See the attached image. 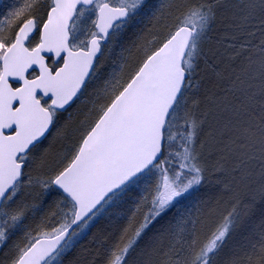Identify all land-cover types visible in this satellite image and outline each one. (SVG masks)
Listing matches in <instances>:
<instances>
[{
	"label": "trees",
	"instance_id": "16d2710c",
	"mask_svg": "<svg viewBox=\"0 0 264 264\" xmlns=\"http://www.w3.org/2000/svg\"><path fill=\"white\" fill-rule=\"evenodd\" d=\"M125 1L129 16L103 44L82 92L65 111L52 110L50 132L21 158L23 176L0 210V264L71 221L74 204L53 178L191 13L197 34L159 161L112 194L45 264H264V0ZM51 4L33 2L29 15ZM21 22L5 24L11 41ZM162 177L177 188L164 206L154 201Z\"/></svg>",
	"mask_w": 264,
	"mask_h": 264
},
{
	"label": "water",
	"instance_id": "95a60500",
	"mask_svg": "<svg viewBox=\"0 0 264 264\" xmlns=\"http://www.w3.org/2000/svg\"><path fill=\"white\" fill-rule=\"evenodd\" d=\"M97 0H52L40 27V40L27 46L35 19L25 20L1 58L0 73V210L21 180L20 158L41 142L53 124L51 109L65 111L88 82L114 26L129 16L126 6L106 1L97 8L96 34L87 48L70 45V27L80 7ZM194 30L178 26L151 52L83 137L70 161L52 180L74 204L71 221L52 234L35 238L13 264H45L115 192L135 180L160 159L165 127L184 89V61ZM61 64L52 70L48 58ZM35 71L33 77L28 75ZM15 84V85H14ZM41 95L50 99L42 105Z\"/></svg>",
	"mask_w": 264,
	"mask_h": 264
},
{
	"label": "rangeland",
	"instance_id": "374dc122",
	"mask_svg": "<svg viewBox=\"0 0 264 264\" xmlns=\"http://www.w3.org/2000/svg\"><path fill=\"white\" fill-rule=\"evenodd\" d=\"M36 1L39 2L40 0H0V60L4 51L7 49L8 45L11 42V39H9L7 36V29L5 28V24L9 21L10 18L12 20H17L19 18L23 21L26 16L29 15V13L33 12V10L31 9L33 8V6H31V4ZM104 1L119 6H123L126 3L125 0H99L94 6L88 9L81 8L72 23V32L75 39V45H73L74 47H77L78 45L85 47L89 38L93 34H95V32L92 30V24L94 25L96 19V11L99 4ZM40 10L42 14L44 9ZM184 20L188 23L186 25H189L193 28L194 38L197 34V28L195 25L198 22L197 16L191 13L186 15L184 17ZM184 64H187V58L185 59ZM153 174L154 172L144 176V182L152 177ZM176 195V186L168 178L162 177L161 181L158 182V189L156 194V196L158 197L154 198V201L158 205L164 206L165 204L172 202L176 198Z\"/></svg>",
	"mask_w": 264,
	"mask_h": 264
},
{
	"label": "flooded vegetation",
	"instance_id": "af4514ba",
	"mask_svg": "<svg viewBox=\"0 0 264 264\" xmlns=\"http://www.w3.org/2000/svg\"><path fill=\"white\" fill-rule=\"evenodd\" d=\"M52 5V4H51ZM47 13H48V11H47ZM47 13L46 14H41V12H40V14L41 15H38V16H36L35 14L34 15H29V16H27L22 22H21V24L25 21V20H27V19H29V18H31V17H33L34 19H35V32H34V34L32 35V36H30L29 37V39H28V42H27V46L29 47V48H32V47H34L38 42H39V40H40V27H41V25H42V23L45 21V19H46V16H47ZM77 16V15H76ZM73 23V22H72ZM21 24H20V26H21ZM19 26V27H20ZM19 29V28H18ZM17 29V30H18ZM94 32H95V34H96V31H95V27H94ZM16 33H17V31H16ZM70 34H71V38H70V45H71V47L72 48H74V49H78V48H87V45H88V41H87V44H86V46L85 47H83V46H77V47H74L73 45H75L74 43H75V39H74V35H73V32H72V25H71V27H70ZM95 34H93V35H95ZM16 35V34H15ZM92 35V36H93ZM91 36V37H92ZM14 38H15V36H14ZM14 38H13V40H14ZM13 40L10 42V44L13 42ZM9 44V45H10ZM9 45H8V47H9ZM7 47V48H8ZM49 58H51V57H49ZM48 58V59H49ZM52 59V58H51ZM52 61H53V59H52ZM61 61H62V59H60L59 61H57V62H54L53 61V63L54 64H56V66L54 67V68H52V70H54L56 67H58L60 64H61ZM37 73L35 72V71H32L28 76L29 77H33V76H35ZM15 85V84H14ZM38 98H40L41 99V102H42V105H44V103H43V100H48V103L50 104V99H44L41 95H38ZM44 107H49L50 108V106L48 105V106H46V105H44ZM17 260V259H16Z\"/></svg>",
	"mask_w": 264,
	"mask_h": 264
}]
</instances>
